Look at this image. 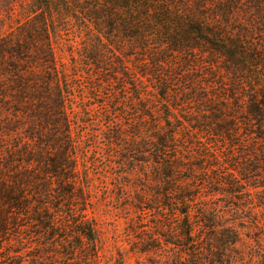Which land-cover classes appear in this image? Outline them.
Returning <instances> with one entry per match:
<instances>
[{"label":"trees","instance_id":"16d2710c","mask_svg":"<svg viewBox=\"0 0 264 264\" xmlns=\"http://www.w3.org/2000/svg\"><path fill=\"white\" fill-rule=\"evenodd\" d=\"M51 1L53 17L69 14L87 36L83 98L111 87L107 121L121 114L115 91L132 90L137 118L104 138L121 178L140 184L136 264H239L242 227L213 201L243 190L227 162L215 171L229 145L264 144V0ZM47 22L36 15L0 41V264H102L79 132L94 108L76 105ZM237 168L247 184L264 173L258 162Z\"/></svg>","mask_w":264,"mask_h":264},{"label":"rangeland","instance_id":"374dc122","mask_svg":"<svg viewBox=\"0 0 264 264\" xmlns=\"http://www.w3.org/2000/svg\"><path fill=\"white\" fill-rule=\"evenodd\" d=\"M46 6L45 10H40V0H0V41L16 32L18 28L31 24L36 15H46L51 40L56 48V57L59 63L64 65V70L69 75L70 86L75 88L76 105L80 108L84 106L94 108L85 119L87 125L80 127L79 132L83 137L84 148L87 151L84 174L90 185L92 198V206L88 214L100 228L101 263L136 264L137 259L131 249L135 236L131 230H133L132 225L137 222V219L139 220L140 216V212L138 213L134 209V207L136 208V196L140 192L136 186L140 184L132 176L121 178V174L126 170L117 167L113 162L116 159L114 156L117 154L108 158L109 152L106 150L108 143L104 138L105 132L110 131L121 122L127 124V121L137 118V112L127 100L130 98L132 90L115 91L118 101L122 103L118 109L121 114L112 116L105 121L102 118L104 107L101 104L113 99L111 87H106L102 90L103 92L97 94L99 95L98 100L94 102H88L83 98V94L90 90L82 88L86 82L83 78L87 74V67L83 64L88 65L89 63L86 60L83 62V57L87 55L85 47L87 36L82 30L80 31L81 24L74 23L67 13L65 15L68 16L66 18L68 21L65 19L63 23L59 22L57 14L53 17V2L48 0ZM176 81L183 82L179 78ZM221 85V87L216 85L215 88L208 89V93L220 95V92L224 91V88L230 83ZM186 87H190V85ZM116 89H118L117 86L114 90ZM175 90H180V88L177 87ZM185 109L192 110L193 107L188 106ZM194 138L196 137L194 136ZM197 143L201 147L203 146L202 141ZM229 146L231 149L230 158L225 160L224 157L228 155L226 153L217 159L218 168L215 171V176L220 177L224 172L220 167L227 162L229 169L226 170V173L234 186L241 185L243 192L238 196L233 194L231 202L229 201L230 203L227 205H223L221 197L217 196L213 201V206L218 215L227 214L228 223L242 227L243 239L238 247L239 264H264V188L262 187L264 173H258V176L253 178L252 184H247L240 181L242 177L239 168H237L240 163L258 162L264 166V144L253 139L251 143L237 142ZM219 182L220 179L217 178V184ZM234 189L233 192L236 191V188ZM238 203L242 205V212L237 211ZM142 217L151 219L150 214ZM254 221L256 224L252 226ZM142 262L145 264L146 261L142 260Z\"/></svg>","mask_w":264,"mask_h":264}]
</instances>
